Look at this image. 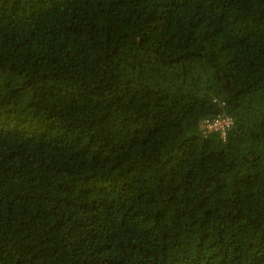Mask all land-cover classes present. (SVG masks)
I'll list each match as a JSON object with an SVG mask.
<instances>
[{
    "label": "trees",
    "instance_id": "1",
    "mask_svg": "<svg viewBox=\"0 0 264 264\" xmlns=\"http://www.w3.org/2000/svg\"><path fill=\"white\" fill-rule=\"evenodd\" d=\"M0 264H264V0H0Z\"/></svg>",
    "mask_w": 264,
    "mask_h": 264
},
{
    "label": "built area",
    "instance_id": "2",
    "mask_svg": "<svg viewBox=\"0 0 264 264\" xmlns=\"http://www.w3.org/2000/svg\"><path fill=\"white\" fill-rule=\"evenodd\" d=\"M232 118L225 115L217 116L213 119H207L203 123V128L207 132H218L224 138L227 131L232 126Z\"/></svg>",
    "mask_w": 264,
    "mask_h": 264
}]
</instances>
